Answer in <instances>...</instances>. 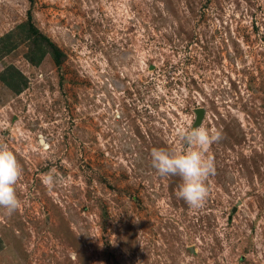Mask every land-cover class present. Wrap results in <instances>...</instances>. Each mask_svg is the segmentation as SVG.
<instances>
[{"label": "rangeland", "instance_id": "1", "mask_svg": "<svg viewBox=\"0 0 264 264\" xmlns=\"http://www.w3.org/2000/svg\"><path fill=\"white\" fill-rule=\"evenodd\" d=\"M189 118L221 133L199 209L151 162ZM0 145V264H264V0H0Z\"/></svg>", "mask_w": 264, "mask_h": 264}, {"label": "clouds", "instance_id": "2", "mask_svg": "<svg viewBox=\"0 0 264 264\" xmlns=\"http://www.w3.org/2000/svg\"><path fill=\"white\" fill-rule=\"evenodd\" d=\"M192 118L186 128L179 130V139L189 145L186 151L170 152L163 148L151 151L153 168L160 176L180 178L177 196L190 208L203 207L209 195L208 178L215 173L214 160L207 155L211 145L221 139L218 130L207 127H193ZM22 176V167L16 155L7 145H0V210L12 216L22 207L16 185ZM42 182L48 188H55L59 178L46 173Z\"/></svg>", "mask_w": 264, "mask_h": 264}, {"label": "trees", "instance_id": "3", "mask_svg": "<svg viewBox=\"0 0 264 264\" xmlns=\"http://www.w3.org/2000/svg\"><path fill=\"white\" fill-rule=\"evenodd\" d=\"M25 25H23L24 27ZM27 28V30L29 31L28 36H31L32 38L30 39V51L31 53H34L33 49H35L36 51H40L39 53V58L42 57L45 54V51L49 52L50 54H52L51 49H54V46H52V44L43 36L41 35L35 28L34 26L31 25L30 20L28 19L27 21V26H25ZM43 40V43L41 44V48L40 45L38 43L39 40ZM44 42L48 45V47L50 48V50L48 51L47 48H45L46 46H44ZM42 47H44L42 49ZM56 49V48H55ZM54 55L60 56V52L55 51ZM53 55V54H52ZM33 61V60H30ZM8 72V76H6L5 81H7V78L9 80H15V81H19V82H25L23 76L21 74H19L16 70L12 69L11 67L8 68L7 70ZM3 81V79H2ZM4 81V82H5ZM11 90H16L17 88H13L12 85H10L9 83L6 84ZM16 92H21V89L19 88L18 90H16Z\"/></svg>", "mask_w": 264, "mask_h": 264}, {"label": "water", "instance_id": "4", "mask_svg": "<svg viewBox=\"0 0 264 264\" xmlns=\"http://www.w3.org/2000/svg\"><path fill=\"white\" fill-rule=\"evenodd\" d=\"M197 114L199 115L200 114V111H198Z\"/></svg>", "mask_w": 264, "mask_h": 264}]
</instances>
